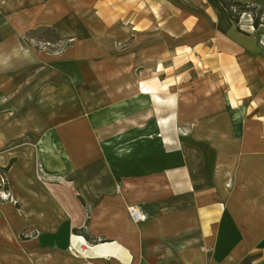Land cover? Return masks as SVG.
Returning a JSON list of instances; mask_svg holds the SVG:
<instances>
[{"label": "crops", "instance_id": "obj_1", "mask_svg": "<svg viewBox=\"0 0 264 264\" xmlns=\"http://www.w3.org/2000/svg\"><path fill=\"white\" fill-rule=\"evenodd\" d=\"M241 22L219 0H0V264L82 240L93 264H264V38ZM45 26L61 55L17 50Z\"/></svg>", "mask_w": 264, "mask_h": 264}, {"label": "rangeland", "instance_id": "obj_2", "mask_svg": "<svg viewBox=\"0 0 264 264\" xmlns=\"http://www.w3.org/2000/svg\"><path fill=\"white\" fill-rule=\"evenodd\" d=\"M241 18V17H240ZM247 20L251 22L250 17L247 14L242 15V22L240 25L244 27L246 25ZM251 24V23H250ZM244 25V26H243ZM255 36L258 39L264 38V28L260 27L257 30H252ZM68 39L60 38L58 32L50 26L39 27L37 29L31 30L18 38L17 50L22 52H40L45 55L50 56H58L61 55L64 50L67 48ZM169 100V99H168ZM173 116V115H172ZM163 128L162 131L165 133L168 130V126H166L167 122H161ZM172 134L175 136V139L170 140L169 145L173 144L178 146V137L186 134L181 127L172 125ZM131 141H126V148L129 147ZM226 187L231 186V180L228 179L225 182ZM103 241V239H101ZM55 263L57 264H93L91 261L87 259H82L81 257H76L73 255H64L62 258H56Z\"/></svg>", "mask_w": 264, "mask_h": 264}, {"label": "trees", "instance_id": "obj_3", "mask_svg": "<svg viewBox=\"0 0 264 264\" xmlns=\"http://www.w3.org/2000/svg\"><path fill=\"white\" fill-rule=\"evenodd\" d=\"M223 7L226 9L229 19L235 24L237 30L241 33L246 34L239 27V20L243 14H247L251 20V26L254 30L260 27L264 28V5H258L256 3L241 2L239 0H219ZM3 189H6L4 184ZM75 232H81V234L90 240H94L91 236L84 233L82 229H74ZM20 238L23 236L20 235Z\"/></svg>", "mask_w": 264, "mask_h": 264}, {"label": "built area", "instance_id": "obj_4", "mask_svg": "<svg viewBox=\"0 0 264 264\" xmlns=\"http://www.w3.org/2000/svg\"><path fill=\"white\" fill-rule=\"evenodd\" d=\"M4 184H6L3 175H0V199L5 200L9 199V193L5 189H3ZM129 216L134 222L141 221L143 219V215L135 208L130 207L128 209ZM90 245L82 240V243L77 246H70V251L75 256L85 257L86 254L89 252ZM199 264H207L206 262H202Z\"/></svg>", "mask_w": 264, "mask_h": 264}, {"label": "bare ground", "instance_id": "obj_5", "mask_svg": "<svg viewBox=\"0 0 264 264\" xmlns=\"http://www.w3.org/2000/svg\"><path fill=\"white\" fill-rule=\"evenodd\" d=\"M196 22H197V21H196ZM155 23H156V22H155ZM197 23H198V22H197ZM194 25H195V24H194ZM198 25H199V24H198ZM194 27H195V26H194ZM200 28H201V27H200ZM190 30H191V29H190ZM193 32H194V31H193ZM200 83H201V82H200ZM138 84H139V83H138ZM142 87H143V86H142ZM216 91H217V90H216ZM142 92H143V91H142ZM196 93H197V92H196ZM199 94H200V93H199ZM211 95H212V94H211ZM211 95H210V96H211ZM157 98H158V97H157ZM216 98H217V97H216ZM158 99H159V98H158ZM212 103H213V102H212ZM214 104H215V103H214ZM169 105H170V103H169ZM167 119H168V118L164 119V121L167 122ZM126 183H127V182H126ZM127 185H128V184H127Z\"/></svg>", "mask_w": 264, "mask_h": 264}]
</instances>
